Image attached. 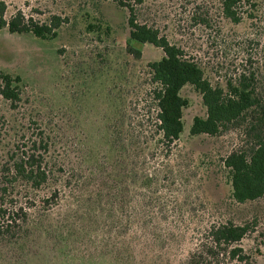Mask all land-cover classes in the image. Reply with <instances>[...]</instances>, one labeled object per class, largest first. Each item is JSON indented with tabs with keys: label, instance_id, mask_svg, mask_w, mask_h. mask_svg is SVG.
<instances>
[{
	"label": "rangeland",
	"instance_id": "374dc122",
	"mask_svg": "<svg viewBox=\"0 0 264 264\" xmlns=\"http://www.w3.org/2000/svg\"><path fill=\"white\" fill-rule=\"evenodd\" d=\"M216 1L144 0L138 19L156 28L170 44L181 48L186 58L201 66L204 76L212 84H223L235 76L248 58L253 63L263 60L264 0H257V12L252 10L249 13L257 19L247 17L250 9L243 6L245 13L239 24L223 19L216 10ZM0 2L5 5L3 18L6 21L18 10L25 18L39 22L52 15L68 19L52 40H38L28 35L10 34L6 28L0 29V72L20 76L23 90L21 101L14 110L0 98V164L15 144L34 138L42 130L48 137L47 157L55 168L63 170L58 179L40 191H29L24 197L27 193L17 187L12 194L15 203H26L30 206L29 212H37L44 210L42 201L50 192L58 190L60 201L55 206L50 205V210H44V224L60 227L65 230L64 236H69L57 255V250L50 249V242L43 241L44 233L35 234L34 237L41 235L37 243L40 256L24 264H121L98 257L88 261L82 255L89 246L84 244L88 236L92 239L94 234L101 235L98 224L92 225L89 221L72 224L62 219L69 215L70 220L78 221L81 212L76 211L77 207L89 195L95 196L97 191L103 196L101 208L104 210L112 205L114 213L119 214L122 205L125 209L129 205L118 197L116 201H109L107 192L116 191L111 182L120 183L123 178L127 183L125 176L132 168L142 173L151 172L160 169V164L166 160L173 169L172 177L167 188L159 185L158 193L154 194L159 196L156 210L164 209L167 219L180 225L179 232L183 235L179 247L168 245L163 250L175 256L171 263L181 264L190 249L209 242L210 226L231 221L235 224L254 223L238 246L241 255L249 256L252 264H264V198L235 205L230 198V187L221 162L237 146V131L214 137L191 136L192 120L204 117L205 108L200 95L187 85L180 92L188 100V106L183 110L184 131L178 142L170 150L162 148L156 153L147 142L154 127L146 128L153 123L155 111L150 107L146 87L141 82L146 64L159 60L162 52L144 45L139 60L124 52L128 33L124 11L110 0ZM198 15L209 20L208 26L193 21L192 18ZM99 21L108 24L109 36L98 35L94 29L86 28L89 23L96 25ZM254 39L259 40L260 45H255ZM123 115L125 123L131 122L132 132L138 130L135 128L140 119L144 130L136 145L117 154L109 150L108 138L113 136L106 127L120 123ZM71 173L76 175L75 180L70 177ZM182 192L188 197L184 205L180 201ZM81 235L87 236L81 240ZM149 244L151 248L154 243ZM225 248L216 264H240L229 257V247ZM6 250L0 248V264L23 263L15 261L13 252ZM43 252H47L45 258L41 255Z\"/></svg>",
	"mask_w": 264,
	"mask_h": 264
},
{
	"label": "trees",
	"instance_id": "16d2710c",
	"mask_svg": "<svg viewBox=\"0 0 264 264\" xmlns=\"http://www.w3.org/2000/svg\"><path fill=\"white\" fill-rule=\"evenodd\" d=\"M110 2L126 13L125 24L128 33L124 52L127 55L139 60L144 45H151L162 52L159 60L146 64L145 76L141 82L146 87L145 93L149 98L150 107L155 111L153 123L146 128L149 130L154 127V130H151L153 135L147 141L150 142L152 150L155 153L162 148L170 150L178 142L184 131L183 110L188 106V100L183 98L180 92L183 87L191 86L200 95L205 108L204 117L193 118L189 129L191 136L214 137L223 135L227 131H237V146L221 160L226 171L232 202L235 205H244L263 199L264 47L261 50L263 60L259 63H253L248 58L246 64L241 66L233 78H229L223 84H212L204 76L201 66L192 59L186 58L181 48L170 44L156 28L138 19L139 9L144 4V0H110ZM243 6L250 9L246 13L247 17L257 19V16L252 17L249 14L252 10L257 12V0L216 1V10L223 19L232 24H239L242 21L245 13ZM4 11L5 5L0 2V29L6 28L10 34L28 35L38 40L55 39L60 28L68 21L67 18L57 15H52L43 22L34 21L25 18L19 10L6 21L3 18ZM192 19L208 26L209 20L201 15ZM102 22L99 21L96 25L89 23L86 28L94 29L98 35L109 36L110 28L107 23ZM254 41L255 45H260L259 40L254 39ZM21 82L18 75L0 72V98L11 110L17 108L21 101L23 91ZM107 95L111 94L108 92ZM120 97L121 95L118 99ZM124 117L125 115L121 116L120 123L115 122L106 127L107 132L113 136L108 138V143L111 144L109 150L117 154L136 145L137 138L144 130L141 129L140 119L135 128L138 130L132 132L131 122L125 123ZM47 156L48 137L41 130L34 138H27L23 143L15 144L14 149L0 164V248L13 252L15 261H23L21 264L40 256L38 249L40 246L37 243L40 242L41 235L34 237L35 234L44 233L43 241L50 242L51 248H49L57 250L55 252L57 255L63 243L69 239L67 234L64 236V229L44 224L46 215L44 210H50V207L60 201L58 190L50 192L47 199L42 201L44 210L37 212H29L30 206H26V203L17 204L12 200V194L17 187H22V191L27 193L24 197H27L29 191H40L52 180L59 178L58 174L63 170L60 167L55 168ZM172 171L169 161L166 160L160 164V169H153L151 172L142 173L132 168L125 176L127 183L123 178L120 183L111 182V187L115 186L116 191L107 192L109 201H116L118 197L129 205L127 209L122 205L119 214L114 213L112 205L104 210L101 208L103 196L97 191L95 196L89 195L83 200V204L77 207L76 211L81 212L78 221H72L69 215H65L62 220L70 221L72 224L89 221L92 225L95 223L99 225L98 231L101 235L94 234L92 239L88 236L84 244L88 243L89 246L82 255L88 261L98 257V259H109L110 263L114 261L121 264L158 262L172 264L171 260L175 256L163 250L168 245L172 248L179 247L180 237L183 235L179 232L180 225L168 220L165 212L162 211L164 209L156 210L155 203L159 200V196L154 194L158 193L159 185L168 187ZM70 177L76 179V175L72 173ZM162 180L167 183H161ZM127 185H130L132 191ZM125 195L130 199L127 200ZM187 199L186 192H182L180 201L183 205L187 203ZM34 214L36 216H33ZM251 225L254 223L235 224L229 221L210 226L209 242H202L190 249L180 263L216 264L219 262L218 257L221 252L226 249L225 247H229L230 258L236 259L240 264H252L249 256L241 255L242 250L238 246L243 237L252 230ZM86 236L81 235V240ZM151 238L154 239L151 241L154 244L150 248ZM44 254L46 255L47 252L41 253L43 258H45Z\"/></svg>",
	"mask_w": 264,
	"mask_h": 264
}]
</instances>
